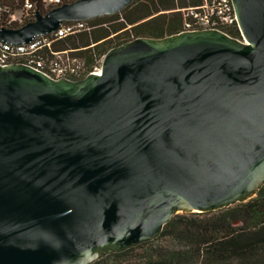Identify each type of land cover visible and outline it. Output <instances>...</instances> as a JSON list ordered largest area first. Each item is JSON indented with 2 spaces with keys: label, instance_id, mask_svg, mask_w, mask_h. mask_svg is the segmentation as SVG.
<instances>
[{
  "label": "water",
  "instance_id": "1",
  "mask_svg": "<svg viewBox=\"0 0 264 264\" xmlns=\"http://www.w3.org/2000/svg\"><path fill=\"white\" fill-rule=\"evenodd\" d=\"M133 0H72L0 39L17 45ZM220 29L137 37L101 73L0 64V264H94L264 184V0Z\"/></svg>",
  "mask_w": 264,
  "mask_h": 264
},
{
  "label": "trees",
  "instance_id": "2",
  "mask_svg": "<svg viewBox=\"0 0 264 264\" xmlns=\"http://www.w3.org/2000/svg\"><path fill=\"white\" fill-rule=\"evenodd\" d=\"M24 1L0 0V28L18 27L7 21L23 8ZM29 2L32 10L40 13L57 6H45L43 0ZM200 3L133 0L119 13L88 20L97 25L92 31L68 36L55 48L71 49L84 57L88 66H94L109 49L137 37L161 38L181 32L182 18L177 9ZM225 31L240 38L236 27ZM109 259L112 263L107 262ZM94 264H264V184L246 202L216 212L178 213L164 225L158 238L107 255Z\"/></svg>",
  "mask_w": 264,
  "mask_h": 264
},
{
  "label": "built area",
  "instance_id": "3",
  "mask_svg": "<svg viewBox=\"0 0 264 264\" xmlns=\"http://www.w3.org/2000/svg\"><path fill=\"white\" fill-rule=\"evenodd\" d=\"M72 0H43L45 6L60 5ZM181 13L182 31L213 28H238L237 17L231 0H201L195 6L177 9ZM29 0H25L19 16L15 13L9 16L7 23L19 26L25 24L26 19H34ZM97 25L87 21L63 22L55 31L34 37L30 42L23 44H9L0 39V64L25 63L39 69L53 78L79 79L90 73H101V60L94 66H88L84 57L74 53L71 49H56V44L68 37L81 32H90ZM106 26V24H103ZM226 32V31H225ZM240 38H242L239 31Z\"/></svg>",
  "mask_w": 264,
  "mask_h": 264
},
{
  "label": "rangeland",
  "instance_id": "4",
  "mask_svg": "<svg viewBox=\"0 0 264 264\" xmlns=\"http://www.w3.org/2000/svg\"><path fill=\"white\" fill-rule=\"evenodd\" d=\"M20 11L21 10H17L16 12H14L16 14V16H19ZM8 19H10V18L8 17ZM107 262L108 263H112L110 259Z\"/></svg>",
  "mask_w": 264,
  "mask_h": 264
}]
</instances>
